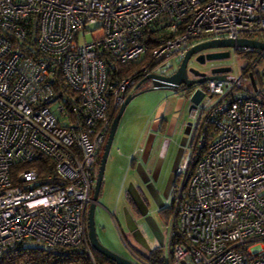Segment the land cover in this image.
<instances>
[{"label":"built area","instance_id":"built-area-1","mask_svg":"<svg viewBox=\"0 0 264 264\" xmlns=\"http://www.w3.org/2000/svg\"><path fill=\"white\" fill-rule=\"evenodd\" d=\"M218 40L264 44V0H0V258L33 242L95 264L87 214L114 115L154 68ZM232 50L254 78L264 52ZM240 81L187 98L166 264H264V92Z\"/></svg>","mask_w":264,"mask_h":264},{"label":"crops","instance_id":"crops-1","mask_svg":"<svg viewBox=\"0 0 264 264\" xmlns=\"http://www.w3.org/2000/svg\"><path fill=\"white\" fill-rule=\"evenodd\" d=\"M171 91L174 96L158 106L144 139L139 146L132 145L125 157L127 181L119 193L120 198L124 196V203L120 204L119 200L110 205L111 208L102 207L111 214L132 253L140 255H148L156 248H162L163 254L165 249L168 251L171 219L161 211L172 205L175 171L185 157L192 134L189 130L190 104L181 91ZM185 107L187 117H183ZM170 152V162L166 164ZM102 188L101 196L105 189Z\"/></svg>","mask_w":264,"mask_h":264},{"label":"rangeland","instance_id":"rangeland-1","mask_svg":"<svg viewBox=\"0 0 264 264\" xmlns=\"http://www.w3.org/2000/svg\"><path fill=\"white\" fill-rule=\"evenodd\" d=\"M219 51L223 52V49L218 50V52ZM226 51L229 53V59H227L226 61H212L207 62L205 65H200L195 58H192L188 62V69L195 68L202 72L209 73L216 66L229 65L231 71L227 74L228 79L238 80L241 78V81L238 84V89H242L244 91L252 93L254 90L249 77L247 76L245 78H242V74L244 73V69L246 67L253 64V59L245 55H236L234 50L232 49H227ZM179 65L180 62L163 63L157 68H154L153 74L170 76L177 71ZM263 65L264 57L262 61L257 64L258 69L262 68ZM257 87L264 92V78L262 76H260V79L257 81ZM151 89L152 83L150 81H144L138 90V92L144 93L136 96L128 104L122 115L106 162L104 179L102 183L105 188L104 194L103 196H99L100 198L97 201L95 210L96 233L98 238L100 239L101 244L116 255L123 257L124 259L135 264L143 263L132 253L131 249L128 246V243L126 242V239L115 227V223L111 218V214L107 212L108 210L106 211L104 209H106L105 207L107 206L110 207V205L116 204L119 200L120 204L124 203L125 198L122 195V197L120 198L119 193L123 185L126 186L127 181V175L125 173L127 160L125 157H127L129 149H132V145L135 144L134 147H137L139 146V142L144 139L146 133L148 132V125L153 119L158 106L163 101L168 100L170 98L169 96H174L172 93L173 91L171 90L150 91ZM169 101L170 103L172 102V100ZM189 108H191V106ZM188 110L187 107H185L183 111V117H187ZM116 115L117 113L114 115V118ZM133 136L134 139H132ZM171 154V152L168 154L166 164H169ZM168 204L170 206V203ZM171 217L170 219L172 220ZM22 247L43 248L42 245L33 242H25ZM260 251V246L253 247L251 249V252L253 254H257ZM164 252V256H166L167 250L165 249Z\"/></svg>","mask_w":264,"mask_h":264},{"label":"water","instance_id":"water-1","mask_svg":"<svg viewBox=\"0 0 264 264\" xmlns=\"http://www.w3.org/2000/svg\"><path fill=\"white\" fill-rule=\"evenodd\" d=\"M235 47H250L255 50H260L264 52V44L254 42V41H248V40H238L236 43L230 40H218V41H210L205 42L200 45L195 46L194 48L190 49L185 58L180 63L177 71L173 73L170 76H163V75H149L147 76L144 81H150L152 83V89L153 90H176L182 86H184L187 89H192L195 86L202 85L206 83L207 81H225L227 78L226 76H222V74H228L231 71V68H214L210 71L209 75H206L205 73H200L194 69H188V62L189 60L202 52H208V51H214V50H227V49H234ZM229 58L228 52H215V53H209L206 55H200L196 60L200 65H205V62H212V61H221L224 59ZM188 73L192 74L195 77H199L197 80H190L188 78ZM250 82L252 84L253 90H256V83L254 81V78L252 75L249 76ZM141 85V84H140ZM138 85V87H140ZM144 92H137L135 95L128 96L124 103L119 108L117 115L112 121L110 131L107 137V140L103 146V154L101 156V160L98 167V174L97 179L95 183V188L92 193V201L88 208V214H87V231H88V239L91 248L105 257L106 259L110 260L111 262L115 264H135L131 261H128L124 259L123 257H120L113 253L112 251L108 250L106 247H104L96 233V227H95V210L97 206V201L99 198L100 190L102 187L103 179H104V172L106 167L107 158L111 149V146L114 141V137L116 134V131L118 129V125L120 123V120L122 118V115L128 106V104L136 97L139 96ZM204 93L197 89L192 96L190 97V103L194 106L198 105L201 99L203 98Z\"/></svg>","mask_w":264,"mask_h":264},{"label":"trees","instance_id":"trees-1","mask_svg":"<svg viewBox=\"0 0 264 264\" xmlns=\"http://www.w3.org/2000/svg\"><path fill=\"white\" fill-rule=\"evenodd\" d=\"M250 57V56H249ZM143 62L141 63H134L128 66L121 67V71L119 76H127L130 73L135 72L138 68L143 66ZM246 68L244 69V72ZM138 82L142 81V78L138 76ZM184 87H180L177 91H184ZM192 90H186L185 94H182L185 99L187 100L188 96L191 94ZM113 120V119H112ZM103 150L101 149L97 159V167H99V163L101 160V154ZM34 165H26L21 168H29L33 167ZM103 186V184H102ZM102 189V187H101ZM101 193V191H100ZM100 196V194H99ZM162 214L166 216L168 219L172 216V205L169 208H166L161 211ZM93 257L95 264H115L110 260L106 259L96 251L92 249ZM133 254L143 263V264H166L163 250L162 248H156L148 255H140L136 252ZM31 262L34 264H70V263H77V264H91L89 260L82 256L74 254L71 250H65L60 248H53V249H45V248H23L22 246L15 247L9 250L0 258V264H18L20 262Z\"/></svg>","mask_w":264,"mask_h":264},{"label":"flooded vegetation","instance_id":"flooded-vegetation-1","mask_svg":"<svg viewBox=\"0 0 264 264\" xmlns=\"http://www.w3.org/2000/svg\"><path fill=\"white\" fill-rule=\"evenodd\" d=\"M215 52H218V50H214V51H210V52H202V53H199V54H197V55H195V56H193L192 58H195V59H197L200 55H206V54H209V53H215ZM220 52V51H219ZM223 52H227L226 51V49L225 50H223ZM191 58V59H192ZM229 59V58H228ZM227 59H224V60H221V61H226ZM207 63V61L205 62V64ZM179 67V66H178ZM228 67H230L229 65H220V66H216V67H214V68H228ZM213 68V69H214ZM194 70H196V71H198V72H200V73H205L206 75H209L210 74V72L209 73H206V72H202V71H200V70H197V69H195V68H193ZM160 75H162V74H160ZM172 75V74H171ZM163 76H166V75H163ZM222 76H226V78H227V74H222ZM260 76H262L263 78H264V65L262 66V68H260V69H258L257 71H256V75L254 76V79H255V83H256V85H257V81L260 79ZM188 78L190 79V80H197V79H199V77H195V76H193L192 74H188ZM205 85V83L204 84H202V86H204ZM138 92V91H137Z\"/></svg>","mask_w":264,"mask_h":264}]
</instances>
